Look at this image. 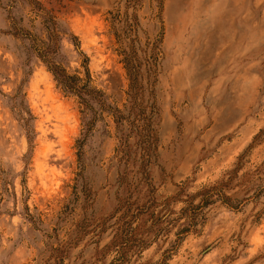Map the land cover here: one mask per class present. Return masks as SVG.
I'll list each match as a JSON object with an SVG mask.
<instances>
[{
  "label": "rangeland",
  "instance_id": "rangeland-1",
  "mask_svg": "<svg viewBox=\"0 0 264 264\" xmlns=\"http://www.w3.org/2000/svg\"><path fill=\"white\" fill-rule=\"evenodd\" d=\"M35 1L0 0V264H264V0Z\"/></svg>",
  "mask_w": 264,
  "mask_h": 264
},
{
  "label": "trees",
  "instance_id": "trees-1",
  "mask_svg": "<svg viewBox=\"0 0 264 264\" xmlns=\"http://www.w3.org/2000/svg\"><path fill=\"white\" fill-rule=\"evenodd\" d=\"M34 5H38L35 0H30ZM70 39L73 41L74 44H76V36L69 34ZM36 52L38 53V56L40 59L45 63L47 70L52 75L53 80L55 81L56 85L66 93H72L76 95L79 99V102L82 103L84 106H88V101L90 100H96L98 90L88 86L87 81H82L81 78L69 74L65 71L64 68L60 67L57 64H54L50 62L48 59H46L41 51H38L36 49ZM109 109V108H108ZM115 110H112V114L115 113ZM89 127L87 126V130ZM181 232L187 231V227L183 226L181 227Z\"/></svg>",
  "mask_w": 264,
  "mask_h": 264
}]
</instances>
